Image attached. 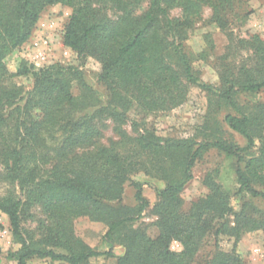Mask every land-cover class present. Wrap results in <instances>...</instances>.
Here are the masks:
<instances>
[{
	"label": "trees",
	"instance_id": "16d2710c",
	"mask_svg": "<svg viewBox=\"0 0 264 264\" xmlns=\"http://www.w3.org/2000/svg\"><path fill=\"white\" fill-rule=\"evenodd\" d=\"M108 1L118 13L115 19L105 16L93 0H0V83L6 75L3 59L28 41L46 8L60 3L73 9L64 29L63 45L94 58L102 67L100 81L113 93L104 107L92 111L97 107L94 93L73 68L32 72L20 67L18 75L33 77L24 105L18 100L21 91L0 85V184L8 187L0 198V211L21 243L15 254L16 264H27L33 258L89 264L91 259L112 257L116 244L124 247L117 264H193L212 228L216 237H231L235 243L244 233L264 230V212L243 203L239 212L233 213L231 195L211 179L205 182L211 194L193 203L188 212L182 210L181 197L192 180L195 162L208 150L217 149L236 159V195L264 201V104L247 110L235 99L238 94L264 89V40L253 36L242 41L252 51L253 65L247 68L242 64L236 74L226 69L220 86L214 88L194 73L183 46L184 24L171 19L168 10L175 4L181 6L187 27L202 7L208 6L213 21L223 27L222 14L233 0H145L147 9L139 15L136 9L141 0ZM72 83H76L79 97L71 94ZM186 84L216 93L231 111L223 118L225 124L246 140V147L219 139L203 143L164 140L151 133L129 138L119 131L121 138L107 147L70 154L76 148L96 146L97 114L116 123L125 120L129 101L117 93L119 89L129 93L145 111L155 112L180 104ZM38 106L42 108L40 116L33 119L32 110ZM48 141L54 146L49 147ZM163 156L168 180L155 191L158 233L151 239L132 229L149 202L142 184L132 181L131 176L145 170L147 162L154 165ZM51 161L48 169L41 168ZM176 166L181 167L179 172L170 175ZM145 175L153 177L148 170ZM126 183L134 189V207L121 203ZM15 185L24 199L16 194ZM32 205L41 206L51 226L44 237L27 245L20 238V213L23 207ZM231 213L233 226L226 222L215 225ZM80 217L105 226L102 239L109 244V252H97L75 236L72 222ZM173 241L181 244L180 252L170 249ZM206 264L243 262L234 248L225 251L217 246Z\"/></svg>",
	"mask_w": 264,
	"mask_h": 264
},
{
	"label": "rangeland",
	"instance_id": "374dc122",
	"mask_svg": "<svg viewBox=\"0 0 264 264\" xmlns=\"http://www.w3.org/2000/svg\"><path fill=\"white\" fill-rule=\"evenodd\" d=\"M96 7H101L105 16L110 19L118 17L113 4L108 0H93ZM147 9V2L141 0V5L136 9L139 15ZM169 16L176 22L185 25L184 12L181 6L172 5ZM73 9L60 3L46 8L35 24L31 36L26 43L8 54L3 63L6 68L1 86H15L21 91L19 104L24 105L28 101L27 93L33 85L31 75H18L20 67L26 66L32 72L46 69L77 70L85 84L94 93L96 108L104 107L112 98L111 91L105 83L100 81L102 74L101 65L92 57L79 55L77 52L63 45V34ZM212 10L208 6L202 7L200 15L189 26H181L184 30L183 46L190 58L192 69L199 79L207 85L218 88L221 84L220 77L226 69L237 73L240 66L251 67L253 59L252 51L244 47L242 41L250 40L257 36L264 40V0H233L227 10L222 14L224 26L217 25L212 19ZM186 27V28H185ZM171 63L173 58L169 59ZM184 100L173 107H168L155 112H147L140 107L129 93L119 89L117 93L129 101L125 113V120L116 123L106 115L97 114L94 120L95 129L98 132L96 146L91 149L70 150V154L80 155L92 151L94 148L107 147L118 141L121 137L119 131L126 137H137L140 134L151 133L155 137L171 140H192L203 143L207 139H219L235 144L241 148L247 146V142L238 133L231 131L225 124V114L231 113L228 107L219 99L216 93L203 91L195 85L186 84ZM71 94L79 97L81 94L76 83H72ZM239 106L251 110L256 104H264V89L255 94H238L235 97ZM41 107L32 110L33 119L39 118ZM164 145V143H163ZM48 146L54 144L48 141ZM162 158V157H161ZM159 158L156 164L147 162L143 166L145 170L131 176L132 181L142 184V193L149 202V207L142 213L140 221L133 226L144 232L149 238L157 236L155 224L157 217L154 214V205L158 198L156 192L162 189L167 182L168 174L163 169L165 157ZM51 162L41 166L49 168ZM180 166L172 167L170 175L179 172ZM236 159L217 149H210L197 160L191 170L192 180L184 187L181 197L183 199L182 210L188 212L191 205L199 200H205L211 191L205 185L208 179L214 181L221 190L231 195L230 205L233 213L239 212L243 203L252 205L256 210L264 212V201L252 199L248 195L238 196V184L235 175ZM151 173L146 176L145 171ZM5 184H0V198L7 191ZM17 195L22 197L18 186H14ZM123 199L125 206L134 207L136 204L135 193L130 183L123 187ZM233 213L227 215L222 221L229 226L234 225ZM51 226V221L46 217L40 205L23 207L20 213V238L27 245L44 237L46 228ZM72 229L79 239L97 252H109L110 246L103 239L105 226L101 223L90 221L86 217H80L72 222ZM204 243L195 257L193 264H206L213 257L217 246L225 251L235 249L243 264H264V230L244 233L235 243L231 237L214 235V228L204 238ZM21 248L20 240L13 236L10 223L5 214L0 211V264H16L15 254ZM170 249L180 252L182 246L173 241ZM110 258L99 257L91 259L89 264H117L118 257L124 254V247L116 244L112 249ZM27 264H66L62 261L53 262L49 259L33 258Z\"/></svg>",
	"mask_w": 264,
	"mask_h": 264
}]
</instances>
